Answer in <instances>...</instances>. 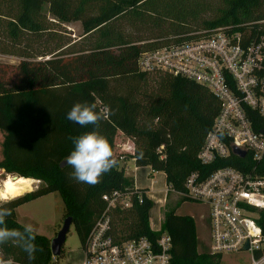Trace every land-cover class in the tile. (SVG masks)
<instances>
[{
  "label": "trees",
  "instance_id": "obj_1",
  "mask_svg": "<svg viewBox=\"0 0 264 264\" xmlns=\"http://www.w3.org/2000/svg\"><path fill=\"white\" fill-rule=\"evenodd\" d=\"M71 23L81 27L76 38L63 27ZM215 29L254 40L264 31V0H0V55L19 60L16 66L0 64V172L43 184L0 203L13 210L8 227L22 230L19 207L58 194L62 219H72L82 244L106 208L102 196L117 191L132 196L127 209L111 210L112 234L157 237L148 225L152 201L147 190L136 189L125 177L119 159L95 185L71 177L73 169L65 161L74 149L72 138L89 131L104 135L112 151L121 133L133 145L135 167L163 174L175 192L183 190L193 171L240 166L235 157L208 167L197 160L219 109L208 90L137 66L145 52ZM77 102L96 105L103 117L98 125L81 127L66 118ZM259 225L264 233V214ZM161 231L171 240V264H222L220 256L198 252L192 218L167 212ZM35 235L40 250L31 264H48L50 240ZM0 252L15 264H28L21 247L15 251L8 242Z\"/></svg>",
  "mask_w": 264,
  "mask_h": 264
},
{
  "label": "built area",
  "instance_id": "obj_2",
  "mask_svg": "<svg viewBox=\"0 0 264 264\" xmlns=\"http://www.w3.org/2000/svg\"><path fill=\"white\" fill-rule=\"evenodd\" d=\"M137 66L141 72L160 71L191 81L218 100L197 160L208 167L235 157L241 165L193 171L181 192L168 188L167 192L207 208L209 253L220 257L249 253L253 264L264 256L259 225L264 214V31L245 42L238 33L215 29L204 37L145 52ZM234 149L243 151L244 158L235 156ZM162 151L163 147L156 150L161 156ZM131 196L117 191L102 196L106 208L81 244L82 264H171L167 233L154 232L155 239L112 234L111 210L127 209ZM61 257L51 255L48 264H61Z\"/></svg>",
  "mask_w": 264,
  "mask_h": 264
},
{
  "label": "rangeland",
  "instance_id": "obj_3",
  "mask_svg": "<svg viewBox=\"0 0 264 264\" xmlns=\"http://www.w3.org/2000/svg\"><path fill=\"white\" fill-rule=\"evenodd\" d=\"M46 10L47 8L45 7L44 12H46ZM63 27L71 34L72 38H76L81 34V27L78 23L63 24ZM18 62L19 60L16 58L0 55V64L16 66ZM1 142L2 136L0 134V144ZM114 142L116 146L123 145L119 138ZM117 151H119V149H117ZM116 155L115 150L114 158H116ZM122 162L123 160L119 162V167H124L126 172L129 173L134 181L135 188L149 191V197L152 200V208L148 213V225L150 230L152 232H159L163 226L166 213L175 211V214L178 216L192 218L195 226L197 250L199 253L209 252V219L207 208L200 204L184 202L177 193L167 192V186L163 174L153 173L149 168L134 169V166L130 161L126 163L125 167ZM13 177V175H5L3 172H0V191L2 190L3 182ZM31 182L30 187L32 188L29 187L25 192H22L21 195L35 191L43 186L39 181L32 180ZM153 182L155 184H153ZM6 200L7 198L3 197L0 199V203ZM158 201H160V203H158ZM62 210L63 204L58 194H49L19 207L16 218L21 226L31 224L34 227L36 234L42 235L51 240L61 228L63 221ZM9 243L15 251L20 248L11 241ZM82 260V245L71 225L62 249V257L60 258V261L61 264H82ZM221 262L222 264H250L251 256L249 253L225 255L221 257Z\"/></svg>",
  "mask_w": 264,
  "mask_h": 264
},
{
  "label": "clouds",
  "instance_id": "obj_4",
  "mask_svg": "<svg viewBox=\"0 0 264 264\" xmlns=\"http://www.w3.org/2000/svg\"><path fill=\"white\" fill-rule=\"evenodd\" d=\"M66 118L81 127L87 125H98L103 118L97 111L94 103L77 102L66 114ZM74 149L66 158V166H70L73 172L70 174L77 182L95 185L99 183L100 177L117 166L118 161L108 139L98 131H89L85 134L72 138ZM11 208L0 206V246L13 242L27 254L28 264L35 259V253L40 250L35 243V229L31 224L20 228H10L7 218L12 215ZM0 264H15V260L0 252ZM253 264H264V256Z\"/></svg>",
  "mask_w": 264,
  "mask_h": 264
},
{
  "label": "water",
  "instance_id": "obj_5",
  "mask_svg": "<svg viewBox=\"0 0 264 264\" xmlns=\"http://www.w3.org/2000/svg\"><path fill=\"white\" fill-rule=\"evenodd\" d=\"M233 154L237 156L240 159H243L245 156V153L243 151L234 149ZM19 178L18 176H14L13 179ZM72 225V219L71 218H65L62 221V225L60 230L56 233L55 237L50 240V254L53 257H60L62 254V249L64 246V243L66 241L67 233L70 229V226ZM247 247L245 248V250Z\"/></svg>",
  "mask_w": 264,
  "mask_h": 264
},
{
  "label": "bare ground",
  "instance_id": "obj_6",
  "mask_svg": "<svg viewBox=\"0 0 264 264\" xmlns=\"http://www.w3.org/2000/svg\"><path fill=\"white\" fill-rule=\"evenodd\" d=\"M32 180L23 178H9L3 182L2 190L0 191V199L3 197L7 199L15 198L28 189ZM32 188V187H30Z\"/></svg>",
  "mask_w": 264,
  "mask_h": 264
},
{
  "label": "crops",
  "instance_id": "obj_7",
  "mask_svg": "<svg viewBox=\"0 0 264 264\" xmlns=\"http://www.w3.org/2000/svg\"><path fill=\"white\" fill-rule=\"evenodd\" d=\"M120 139V142L123 144L122 146L120 145H118V146H116L115 145V142H114V149H113V153H114V151L116 150V158L115 159H117V157L119 158H121V157H123V166H125L126 167V163L128 162V161H130L132 164H133V166H134V169H138V168H136L135 167V165H134V160H133V158H132V152H133V145L131 144V142L129 141V140H127L121 133H117L116 134V137H115V140L116 139ZM124 147V148H123ZM117 149H119V151H117ZM120 162V161H119ZM125 177H127V178H131L130 177V175H129V173H127L126 172V170H125ZM132 179V178H131ZM134 182V181H133ZM135 185V184H134ZM23 192H25V191H23ZM22 194V193H21ZM20 194V195H21ZM146 195H147V197L150 199V197H149V191L147 190V193H146ZM45 197V196H44ZM42 198V197H41ZM37 200V199H36ZM36 200H34V201H36ZM151 200V199H150ZM152 201V200H151ZM33 202V201H32ZM31 203V202H30ZM158 203H160V201H158ZM19 211V208L16 210V216H17V212Z\"/></svg>",
  "mask_w": 264,
  "mask_h": 264
}]
</instances>
